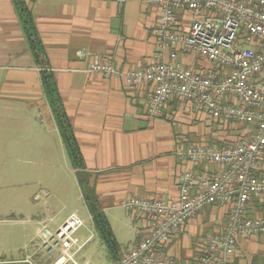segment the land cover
<instances>
[{
    "label": "crops",
    "instance_id": "0c3cea01",
    "mask_svg": "<svg viewBox=\"0 0 264 264\" xmlns=\"http://www.w3.org/2000/svg\"><path fill=\"white\" fill-rule=\"evenodd\" d=\"M25 2L44 46L48 66L55 75L86 170L93 176L102 209L120 245L115 258L102 240L108 252L100 254L102 244L91 245L93 232L83 226L76 233L83 247L75 253V262L68 260L64 264H118L142 239L146 227V219L127 211L123 202L128 198L176 202L178 177L184 168L218 173L220 167L195 165L178 155L181 148L192 143L193 137L208 131L207 125L217 123L195 110L190 102L176 98L167 102L161 114L150 116L148 84L131 87L122 77L88 71L91 61L101 58H110L122 72L169 60V51L161 52L155 34L159 18L156 5L142 0ZM175 15L179 30L186 31L194 14L175 10ZM177 61L197 69L213 67L200 55L184 51L179 52ZM0 97L11 102L0 115L23 125L24 149H40L47 156L52 148L63 153L65 144L14 0H0ZM12 101L23 102L25 110H15ZM14 129L8 133H14ZM11 142L14 144V140ZM259 205L260 202L255 204L254 209H260ZM216 206L226 214L227 207L223 204L206 206L184 225L178 236L157 251L156 264L195 262L200 256L203 222L210 218L206 210ZM72 213L35 221L29 228L34 227L39 239L30 238L23 248H17L10 231H5L6 238L0 244V264H56L61 248L55 246L49 251L40 238V230L42 225L57 229ZM90 218L93 222L91 214ZM234 261L264 264V234L241 238Z\"/></svg>",
    "mask_w": 264,
    "mask_h": 264
},
{
    "label": "built area",
    "instance_id": "2783aa9c",
    "mask_svg": "<svg viewBox=\"0 0 264 264\" xmlns=\"http://www.w3.org/2000/svg\"><path fill=\"white\" fill-rule=\"evenodd\" d=\"M142 1L158 7L155 34L161 52L169 51V60L122 72L110 58H101L91 61L88 71L122 77L131 87L148 84L150 116H158L170 99L177 98L221 126L233 123L249 129L231 145L200 142L181 148L178 155L184 161L220 171L184 168L176 202L143 198L123 202L127 211L146 219V227L142 239L118 264H156L157 251L206 206L215 204L227 207L224 228L202 237L200 256L189 264H236L239 240L264 234V0ZM175 10L194 14L186 31L179 30ZM181 51L198 54L213 67L187 66L177 61ZM255 200L263 206L261 212L254 209ZM83 226L84 220L72 213L55 231L41 228L44 246L49 251L61 248L56 264L74 261L83 247L76 237Z\"/></svg>",
    "mask_w": 264,
    "mask_h": 264
},
{
    "label": "rangeland",
    "instance_id": "374dc122",
    "mask_svg": "<svg viewBox=\"0 0 264 264\" xmlns=\"http://www.w3.org/2000/svg\"><path fill=\"white\" fill-rule=\"evenodd\" d=\"M9 101L0 97V111L7 109L6 106L11 103ZM12 104L15 110L24 111L26 108L21 101H12ZM207 127L208 131L193 137L192 143L204 142L216 146L231 143L248 129L237 124L222 127L211 123ZM12 128H15L14 133L9 134ZM24 141L23 125L16 124L13 118L0 115V244L5 240V231L8 230L16 247L23 248L25 244L28 245L30 238L33 241L39 239L35 236L34 227L29 228L35 221L46 216L61 218L74 212L84 220V227L92 230L94 240L91 245L102 244L103 249H99V253L108 252L90 218L66 146L63 153L58 148H52L51 155L47 156L40 149H24ZM206 211L210 218L204 220V231L200 236L215 229L221 230L226 223L225 210L220 206ZM49 227L52 231L56 230Z\"/></svg>",
    "mask_w": 264,
    "mask_h": 264
},
{
    "label": "trees",
    "instance_id": "16d2710c",
    "mask_svg": "<svg viewBox=\"0 0 264 264\" xmlns=\"http://www.w3.org/2000/svg\"><path fill=\"white\" fill-rule=\"evenodd\" d=\"M14 3L19 18L21 20V23L23 25L25 34L27 36L30 48L37 62V66L40 68V76H41L44 92L47 96L49 105L57 122L64 144L71 157L73 167L76 170L77 179L82 194L87 203L89 212L92 216L95 229L99 234V236L101 237V239L103 240V242L108 247L112 256L117 258L120 251V245L115 237L109 219L102 209L100 199L96 193L95 185L92 181L93 176L86 170L87 168H86L85 160L81 152L78 140L75 136V131L72 122L66 112L63 98L57 87L55 75L48 66L45 49L39 37L33 16L25 0H14ZM217 124L219 125V123ZM229 124H233V123H229ZM237 141L231 143H223V144L220 143L218 146L231 145ZM257 203L259 202L255 200L253 202V205ZM259 206L261 208L257 210L261 212L263 206L262 205Z\"/></svg>",
    "mask_w": 264,
    "mask_h": 264
}]
</instances>
